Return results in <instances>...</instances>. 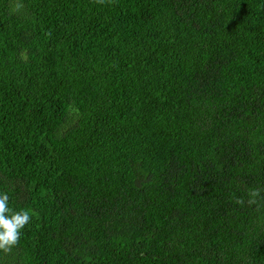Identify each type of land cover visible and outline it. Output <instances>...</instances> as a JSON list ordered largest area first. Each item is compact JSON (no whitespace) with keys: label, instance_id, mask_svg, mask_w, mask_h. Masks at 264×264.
Segmentation results:
<instances>
[{"label":"trees","instance_id":"1","mask_svg":"<svg viewBox=\"0 0 264 264\" xmlns=\"http://www.w3.org/2000/svg\"><path fill=\"white\" fill-rule=\"evenodd\" d=\"M0 191V264H264V0H0Z\"/></svg>","mask_w":264,"mask_h":264},{"label":"clouds","instance_id":"2","mask_svg":"<svg viewBox=\"0 0 264 264\" xmlns=\"http://www.w3.org/2000/svg\"><path fill=\"white\" fill-rule=\"evenodd\" d=\"M256 192H250L255 197ZM251 202V200H250ZM31 220L30 210L13 208L7 192L0 191V250L7 252L18 243L22 230Z\"/></svg>","mask_w":264,"mask_h":264}]
</instances>
